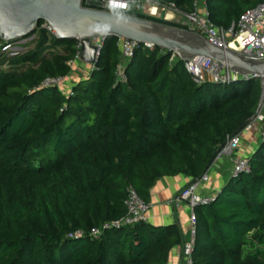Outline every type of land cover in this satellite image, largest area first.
Wrapping results in <instances>:
<instances>
[{
  "label": "trees",
  "instance_id": "trees-1",
  "mask_svg": "<svg viewBox=\"0 0 264 264\" xmlns=\"http://www.w3.org/2000/svg\"><path fill=\"white\" fill-rule=\"evenodd\" d=\"M161 1L182 14L193 2ZM259 1L205 0L207 19L226 31ZM43 24L29 35L33 49L0 58V264H167L184 243L174 224L65 235L122 217L128 187L148 203L162 177L197 180L254 114L258 81L195 84L170 52L138 44L120 82L117 39L106 37L87 77L64 95L40 84L67 77L77 42L55 39ZM247 163L194 207L189 264H264V140Z\"/></svg>",
  "mask_w": 264,
  "mask_h": 264
},
{
  "label": "built area",
  "instance_id": "built-area-1",
  "mask_svg": "<svg viewBox=\"0 0 264 264\" xmlns=\"http://www.w3.org/2000/svg\"><path fill=\"white\" fill-rule=\"evenodd\" d=\"M135 8H140L141 14L148 17L159 19L160 14L171 11L179 13L183 16L184 30L195 32L202 38L213 45L220 46L224 49L244 57L246 59L261 61L264 60V0H260L252 8L245 11L239 19L230 25L228 30L223 31L215 27L208 19L205 6V0H193L191 10L187 14L178 12L172 3H163L161 0H102V9L110 12L133 11ZM43 27L52 34L51 31L43 24ZM227 35V38H225ZM103 37H96L91 39V45L96 48L95 56L97 57L99 49L103 43ZM138 45L132 40H117V46L121 60H129L132 56L134 48ZM146 48H151L149 44L143 45ZM77 52L72 61H69L70 68L80 63L79 43L77 42ZM171 53V52H170ZM177 57L171 53L170 60ZM93 65L89 66L91 71ZM123 64L119 63L116 67V78L123 82L122 74ZM187 70L195 84H200L204 81L213 83H229L235 80H245L259 78L258 74L242 75L227 69L224 66L202 56H194L187 59ZM64 78H45L41 87H54L62 93V85ZM64 94V93H63ZM70 90L64 95H70ZM264 105V101L259 111L244 125L242 130L236 135L228 138L216 151L212 162L206 172L202 174L197 180L189 182L185 187L180 189L177 194L171 199L172 204L178 206L180 204L186 205L188 209V237L183 243L181 249V256L184 264H189V254L193 243L195 215L194 207L197 205L208 204L212 197L201 195L197 192V187L200 184L206 183L208 180L209 169L221 158H228L230 161V175H236L241 172H248L247 158L237 157L234 151L237 148L240 135L244 131H249L253 128L255 123H260V141L264 140V118L260 114V110ZM125 213L117 220L103 223L97 228H92L87 232L75 230L68 232L65 238H80L87 236L89 239H97L105 229L122 228L132 226L139 222H146V214L148 211V204L142 201L131 187L126 190V198L124 201Z\"/></svg>",
  "mask_w": 264,
  "mask_h": 264
},
{
  "label": "water",
  "instance_id": "water-1",
  "mask_svg": "<svg viewBox=\"0 0 264 264\" xmlns=\"http://www.w3.org/2000/svg\"><path fill=\"white\" fill-rule=\"evenodd\" d=\"M0 0V41L23 39L36 29L38 22L58 40L79 43L80 64L96 61V48L91 39L114 37L149 44L174 53L187 69V59L206 57L237 74H258L259 97L254 114L264 101V60L254 61L216 46L195 32L126 14L105 11L102 0ZM248 119V120H250ZM244 123V125L248 122Z\"/></svg>",
  "mask_w": 264,
  "mask_h": 264
},
{
  "label": "crops",
  "instance_id": "crops-1",
  "mask_svg": "<svg viewBox=\"0 0 264 264\" xmlns=\"http://www.w3.org/2000/svg\"><path fill=\"white\" fill-rule=\"evenodd\" d=\"M141 10L143 11L144 8L133 9L134 12L138 13H140ZM159 19L180 25L183 23V16L171 11L161 13ZM260 127V123H255L252 129L241 133L237 148L234 151L235 156L248 157L257 149L260 142L258 141ZM227 160L228 158L224 157L213 164L207 173V182L197 187V192L199 194L213 197L218 191L230 175V169L226 163ZM189 182L190 179L182 175L162 177L157 180L149 191V202L147 203L148 211L146 214V222L154 227L172 224L176 225L184 242L188 237V209L184 204L175 206L172 204L171 199ZM181 249L182 246L178 245L170 250L167 264H184L181 256Z\"/></svg>",
  "mask_w": 264,
  "mask_h": 264
},
{
  "label": "rangeland",
  "instance_id": "rangeland-1",
  "mask_svg": "<svg viewBox=\"0 0 264 264\" xmlns=\"http://www.w3.org/2000/svg\"><path fill=\"white\" fill-rule=\"evenodd\" d=\"M183 21H184V19H183ZM225 38H227V35ZM35 41H36V34L31 35V36L26 37V38H23V39H16V40L7 42L6 44L0 43V58L3 56L12 57V56L24 53L28 50H31L35 46ZM51 51L59 52L60 50H59V48H55V49H51ZM124 61H126V60H121L120 63L124 64ZM89 72H90V70L86 65L80 64V63L74 64L70 68L69 74L64 79L63 85L61 87L62 93H64V94L67 93L70 90L71 86L75 82H77L83 78H86ZM260 114L264 118V105L260 110ZM259 132H260V129H259ZM258 139H259L258 141H260L259 135H258ZM245 158H247V157H245ZM226 163L230 169V165H231L230 161L227 160ZM185 240H187V239H185Z\"/></svg>",
  "mask_w": 264,
  "mask_h": 264
}]
</instances>
